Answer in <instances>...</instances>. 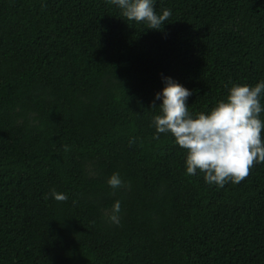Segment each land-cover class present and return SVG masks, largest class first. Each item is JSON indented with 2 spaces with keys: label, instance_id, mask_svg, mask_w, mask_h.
I'll use <instances>...</instances> for the list:
<instances>
[{
  "label": "trees",
  "instance_id": "16d2710c",
  "mask_svg": "<svg viewBox=\"0 0 264 264\" xmlns=\"http://www.w3.org/2000/svg\"><path fill=\"white\" fill-rule=\"evenodd\" d=\"M154 7L161 31L110 0H0V264H264V163L210 186L152 126L162 77L193 115L264 79V0Z\"/></svg>",
  "mask_w": 264,
  "mask_h": 264
},
{
  "label": "clouds",
  "instance_id": "9594fccd",
  "mask_svg": "<svg viewBox=\"0 0 264 264\" xmlns=\"http://www.w3.org/2000/svg\"><path fill=\"white\" fill-rule=\"evenodd\" d=\"M130 21L147 24L148 29L161 31L172 15L171 9L155 10V0H110ZM164 86L155 93L160 101L159 113L152 118L154 139L171 134L175 143L185 150V171L189 176L204 173V181L222 188L226 183H239L255 164L264 163V79L254 85L233 83L226 97L208 111L193 115L189 111L191 90L170 76L162 77ZM157 107V106H153ZM107 184L114 190L125 187L117 172ZM58 201L67 194L52 190ZM121 201L113 202L106 220L119 225Z\"/></svg>",
  "mask_w": 264,
  "mask_h": 264
}]
</instances>
